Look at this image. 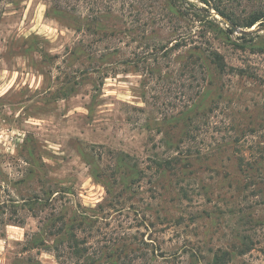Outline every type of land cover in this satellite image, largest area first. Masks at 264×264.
<instances>
[{"label":"rangeland","instance_id":"obj_1","mask_svg":"<svg viewBox=\"0 0 264 264\" xmlns=\"http://www.w3.org/2000/svg\"><path fill=\"white\" fill-rule=\"evenodd\" d=\"M183 1L231 40L169 0H0V204L22 218L0 231V264H74L31 249L55 206L96 213L93 251L129 239L133 264H207L246 237L253 248L231 264H264V176L240 168H264V20L244 29L212 1ZM219 1L237 19L264 11V0ZM201 46L253 77L220 75ZM193 54L207 80L184 69ZM176 156L192 165L178 180L153 163ZM43 186L59 191L54 206L22 210Z\"/></svg>","mask_w":264,"mask_h":264},{"label":"trees","instance_id":"obj_2","mask_svg":"<svg viewBox=\"0 0 264 264\" xmlns=\"http://www.w3.org/2000/svg\"><path fill=\"white\" fill-rule=\"evenodd\" d=\"M203 1L206 4H209L211 1L214 2L215 10L240 28L250 29L264 20V11L255 12L246 19H237L236 17H231L228 15L227 11L221 9V1ZM168 7H170L173 12L178 14H174L176 17H180L182 19H187V17L190 15L197 19H200L202 16H204L201 11L194 9L192 6L189 8L185 6L183 0H169ZM204 17L207 18L206 24H208L204 26V30H211L212 32L216 33V35L223 34L229 41L231 40L230 34L233 33L231 29L225 30L221 28L215 20L208 19L210 15ZM185 39L186 38H183V40ZM178 46L180 45H177V47ZM159 49V47H156L155 50ZM200 49L203 51L210 64L216 68L220 75H224L227 72L231 74L233 72L239 76L253 77V75H249L245 69L235 67H231L229 69L225 61V57L218 51L210 48V46L205 48H202L201 46ZM197 68L200 70V73L203 75L204 79L207 80L208 72L205 64L202 61V57L195 54L190 55L188 62L184 66V69L191 70L192 73V71H196ZM196 158L193 161H196ZM186 159L188 158H181L180 156L170 158L158 157L153 160V163L157 166L158 170L169 171L176 176H179L180 173L186 172L192 166L190 164V160L185 161ZM248 165L251 164H244V162L241 160V170L249 172L256 169L258 172V177L264 176L263 167L258 166L255 168L253 164L251 167ZM182 175L177 177V180L181 178ZM137 178L133 181H130V186L134 187ZM248 178L252 181L256 178V176L251 178V176L248 175ZM186 183L187 181L185 178L179 182V193L184 195L182 198L183 200L190 199L192 201V198L188 196L185 186ZM42 190L45 195L44 197H42L43 195L35 194L32 198L25 200V202L22 203L20 206L21 209L30 211L33 213V215L38 217L40 216V212H44L47 209L53 207L55 200H52V197L54 194H58L59 191L52 189L51 186H43ZM107 192L111 196V201L108 205L109 208L114 209L117 205L119 206L121 202L116 200L119 196H115L109 187ZM6 204L8 203L0 204V231L2 227H7L9 225L22 222V218L19 215L18 206L14 204L10 209ZM56 208L57 207L55 206L51 214L42 221V226L40 227L39 232L34 234L31 249L38 250V252L43 250L52 253L60 263H62V260H71L74 264H101V259L106 258V260L110 262L107 264H133L137 259L136 255L138 254V249L129 239H114L113 246L111 248H106V250L100 249L97 253H95L92 249L93 247L90 239L91 237H95L99 230L97 227L99 222V217L97 214L95 213L94 215H91L82 208L81 211L76 209L73 212H69L67 211L68 209H66L57 215L55 212ZM9 209L12 212V216L6 217ZM98 209L99 211L104 212L106 211V206L100 204L98 205ZM184 221L185 220L183 217L177 220L178 224L180 225ZM252 248L253 241L246 237L237 251H230L226 249H218L217 251L212 250V258L207 264H231L237 255H244ZM200 254L202 253L200 252ZM203 258L206 259V257Z\"/></svg>","mask_w":264,"mask_h":264},{"label":"water","instance_id":"obj_3","mask_svg":"<svg viewBox=\"0 0 264 264\" xmlns=\"http://www.w3.org/2000/svg\"><path fill=\"white\" fill-rule=\"evenodd\" d=\"M235 30H237V31H239V32H241V33H243V34H246L247 32L246 31H244V30H241V29H238V28H236V27H234V26H232Z\"/></svg>","mask_w":264,"mask_h":264}]
</instances>
